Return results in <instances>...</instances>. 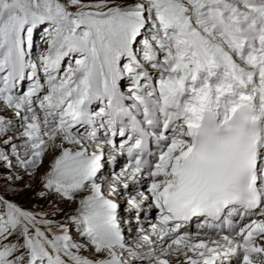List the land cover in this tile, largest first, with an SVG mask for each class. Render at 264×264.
<instances>
[{
    "label": "snow or ice",
    "instance_id": "obj_1",
    "mask_svg": "<svg viewBox=\"0 0 264 264\" xmlns=\"http://www.w3.org/2000/svg\"><path fill=\"white\" fill-rule=\"evenodd\" d=\"M0 170V264H264V0H0Z\"/></svg>",
    "mask_w": 264,
    "mask_h": 264
},
{
    "label": "rangeland",
    "instance_id": "obj_2",
    "mask_svg": "<svg viewBox=\"0 0 264 264\" xmlns=\"http://www.w3.org/2000/svg\"><path fill=\"white\" fill-rule=\"evenodd\" d=\"M40 32L35 33L34 40L37 44H39V48L34 45L32 49V56L35 59L36 56L38 55L39 51H43L44 48L46 47L45 43H40ZM28 86V81L24 82V87L26 88ZM116 170H119V166H117ZM7 173L4 172L3 170H0V177L5 176ZM23 176V173H21ZM29 178L27 176H23L21 180L18 181H9L3 178H0V194H4L7 198L17 202L24 208L28 209H35V210H43L45 212L51 213L49 211V208L46 206V199L41 198L36 195L38 192V186L36 184V179L32 181L31 187L29 188H24V185L28 183ZM6 189V190H5ZM23 189V191H22ZM16 192L18 194L14 195L13 193ZM55 200V196H54ZM126 206V205H125ZM71 210V209H70ZM69 210V211H70ZM69 211L59 214V215H54L52 216L53 219L55 220H63V217L65 216L66 213ZM122 211V209H121ZM70 234L74 238H78V233L76 232L75 228L72 227L70 228ZM130 244L132 242H129Z\"/></svg>",
    "mask_w": 264,
    "mask_h": 264
},
{
    "label": "bare ground",
    "instance_id": "obj_3",
    "mask_svg": "<svg viewBox=\"0 0 264 264\" xmlns=\"http://www.w3.org/2000/svg\"><path fill=\"white\" fill-rule=\"evenodd\" d=\"M123 163V161H121V164ZM118 171V170H117ZM36 184L38 186V190L40 189V184L38 179H36ZM46 199V206L49 208V211H51V209L54 206H58L61 211L59 213H57L56 215L65 213L67 211H69L72 208V205L70 203H64V202H60L58 200V198L55 197L54 200V195L53 196H49ZM145 208H147V205H145ZM154 215V209L151 212H148L146 215L142 214L140 217V222L143 224V226L147 229L149 227V221L154 223V219L152 218ZM127 219V218H126ZM63 220H65V216L63 217ZM137 222L136 220L133 218L131 225L125 224L123 225V230L124 233L128 239L129 242H132L136 236V228H137ZM197 229V223L196 222H192L190 223V225L188 226V230L195 232ZM183 257H177V256H172L170 257V261L171 264H177L178 261H182Z\"/></svg>",
    "mask_w": 264,
    "mask_h": 264
}]
</instances>
